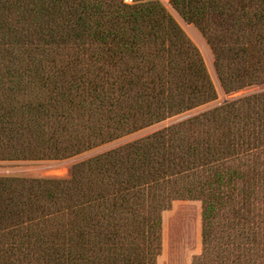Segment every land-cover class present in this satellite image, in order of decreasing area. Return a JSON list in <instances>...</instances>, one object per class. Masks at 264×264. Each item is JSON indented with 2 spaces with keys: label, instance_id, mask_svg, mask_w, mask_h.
<instances>
[{
  "label": "trees",
  "instance_id": "16d2710c",
  "mask_svg": "<svg viewBox=\"0 0 264 264\" xmlns=\"http://www.w3.org/2000/svg\"><path fill=\"white\" fill-rule=\"evenodd\" d=\"M170 5L205 38L225 93L264 84V0ZM216 98L161 0H0V161L68 159ZM177 200L201 204L190 264H264V91L78 162L66 179L0 175V264H159ZM172 220L189 251L196 218Z\"/></svg>",
  "mask_w": 264,
  "mask_h": 264
},
{
  "label": "rangeland",
  "instance_id": "374dc122",
  "mask_svg": "<svg viewBox=\"0 0 264 264\" xmlns=\"http://www.w3.org/2000/svg\"><path fill=\"white\" fill-rule=\"evenodd\" d=\"M166 6L168 11L173 15L179 25L183 28L190 39L195 43V45L200 50L202 57L206 63L207 69L210 73L211 79L217 90V98L199 106L195 109L176 115L174 117L168 118L164 121L156 123L152 126L146 127L142 130L134 132L132 134L126 135L117 140L108 142L96 148H93L84 153L78 154L68 159L64 160H37V161H0V175L1 176H16V177H28V178H61L66 179L71 176L72 167L74 164L86 160L92 156L98 155L105 151L117 148L129 142L135 141L142 137L148 136L160 129L176 124L182 120L189 117L197 115L203 111L209 110L216 107L226 101L234 100L246 95L258 93L264 91V84H258L246 87L244 89L225 93L218 81L217 75L214 70V57L212 51L207 44L205 38L198 31V29L186 21H184L178 13L171 7L170 0H161ZM179 212H186L191 214L196 218L197 221V231L195 241H193L192 248L189 251L182 250L184 246L182 241L175 238L182 234V229L180 230L177 225H175L174 216L178 215ZM201 204L197 200H177L171 205V208L164 212V250L161 257L159 258V264H190L193 255L200 252V232H201ZM181 227V226H180ZM182 228V227H181ZM174 237V238H173ZM172 239V242L170 241ZM175 248V249H174Z\"/></svg>",
  "mask_w": 264,
  "mask_h": 264
},
{
  "label": "built area",
  "instance_id": "2783aa9c",
  "mask_svg": "<svg viewBox=\"0 0 264 264\" xmlns=\"http://www.w3.org/2000/svg\"><path fill=\"white\" fill-rule=\"evenodd\" d=\"M125 2H127V3H132L133 0H125Z\"/></svg>",
  "mask_w": 264,
  "mask_h": 264
}]
</instances>
